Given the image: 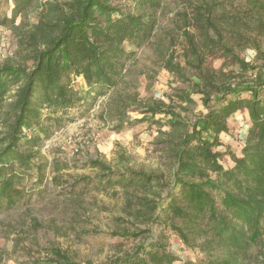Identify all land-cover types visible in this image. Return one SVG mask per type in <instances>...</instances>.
I'll list each match as a JSON object with an SVG mask.
<instances>
[{
    "label": "trees",
    "instance_id": "trees-1",
    "mask_svg": "<svg viewBox=\"0 0 264 264\" xmlns=\"http://www.w3.org/2000/svg\"><path fill=\"white\" fill-rule=\"evenodd\" d=\"M8 1L10 16L2 24L17 34L23 53L18 64L0 66V211L20 202L17 186L25 178L36 172L41 184L48 169L58 174L68 167L56 159L44 161L42 148L67 125L88 117L100 99L124 82L136 50L151 38L165 0ZM244 4L226 19L233 27L229 38L212 18L211 5L198 11L201 40L186 39L191 71L185 75L179 65L170 68L191 83L189 89L180 90L169 104L141 100L136 92L120 93L107 103L113 107L104 105L97 116L117 132L141 123L157 127L156 144L171 165L170 179L162 184V177L153 173H115L89 161L101 171L94 190L121 187L129 195L153 194L152 199H138L136 215L158 235L114 264H175L179 258L169 250L171 239L196 254L191 264H264V53L254 40L264 37V0ZM32 12L38 14L35 24L28 23ZM17 18L22 20L18 26ZM237 45L253 47L257 63L236 55ZM210 57L229 60L239 71L226 70V63L211 69ZM80 77L84 85L77 88L73 78ZM194 95L202 110L188 120L181 112L198 105ZM129 112L140 117L131 119ZM239 112L247 114L249 129L241 152L235 153L222 138ZM227 160L230 166L225 167ZM83 181L82 190L70 186L71 194L89 191L91 183ZM57 182L54 175L52 183ZM46 252L52 264H72L59 250Z\"/></svg>",
    "mask_w": 264,
    "mask_h": 264
},
{
    "label": "rangeland",
    "instance_id": "rangeland-1",
    "mask_svg": "<svg viewBox=\"0 0 264 264\" xmlns=\"http://www.w3.org/2000/svg\"><path fill=\"white\" fill-rule=\"evenodd\" d=\"M207 3L211 5L212 18L229 38L228 29L233 27L226 19L236 14L234 10L245 7L244 0H165L157 10V24L150 40L136 50L119 88L100 99L88 117L67 125L45 143L43 160L56 159L68 167L58 174L48 169L41 184L35 172L17 186L22 196L20 202L10 210L0 211V264H52L50 253L46 252L51 249L61 251L72 264H114L158 235L157 229L149 232L144 217L136 215L140 208L138 199H152L153 194L135 191L129 195L121 187L94 190L101 171L88 164L99 161L115 173L126 170L153 173L166 184L171 165L162 146L156 144L158 128L141 123L117 132L113 124H104L97 116L120 93L129 96L136 92L141 100H163L169 104V99H175L180 90L189 89L191 83L181 81L170 68L179 65L186 70L185 75L191 71L185 60L186 39L190 35L201 40L196 21L198 11H204ZM10 7L8 0H0V66L18 64L23 53L17 34L2 24L10 16ZM37 15L32 12L28 23H37ZM21 21L17 18L15 25ZM211 37L215 38L213 33ZM254 40L260 43L264 53V37ZM234 53L250 64L257 63V51L253 47L242 50L237 45ZM225 63L226 70L239 71L238 66L224 58L210 57L207 62L209 68L216 70L222 69ZM187 76L195 81L192 74ZM73 83L77 88L84 85L82 77L73 78ZM193 98L198 105L191 111L177 110L183 117L189 116L188 120H193L202 110L199 96ZM128 116L140 117L133 112ZM229 126L230 133L222 141L233 152L240 153L248 131L245 120L232 119ZM168 130V127L162 128V131ZM223 165L228 167L230 162L227 160ZM54 175L58 177L57 183H52ZM83 179L91 183L89 191L71 194L70 186L82 190L87 181ZM133 197L131 202L129 199ZM169 250L179 258L175 264H191L196 255L173 239L169 240Z\"/></svg>",
    "mask_w": 264,
    "mask_h": 264
},
{
    "label": "crops",
    "instance_id": "crops-1",
    "mask_svg": "<svg viewBox=\"0 0 264 264\" xmlns=\"http://www.w3.org/2000/svg\"><path fill=\"white\" fill-rule=\"evenodd\" d=\"M233 119H244L247 129H249V122L247 121V114L245 112H239L233 116Z\"/></svg>",
    "mask_w": 264,
    "mask_h": 264
}]
</instances>
